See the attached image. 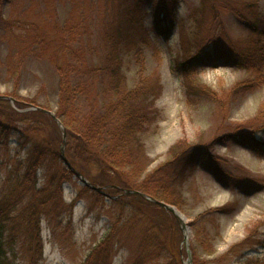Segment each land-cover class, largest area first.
<instances>
[{
	"label": "rangeland",
	"instance_id": "1",
	"mask_svg": "<svg viewBox=\"0 0 264 264\" xmlns=\"http://www.w3.org/2000/svg\"><path fill=\"white\" fill-rule=\"evenodd\" d=\"M162 1L154 0L134 10L138 20L133 30L139 38L127 52L126 83L128 88H135L144 79L148 86H159L153 97L158 116L157 123L143 136L145 155L139 156V162L146 171L140 178L130 177L132 185L127 190L138 191L136 185L156 171L155 181H168L180 162L165 165L172 157L169 152L180 141L203 148L208 161H198L187 172L184 188L187 202L181 212L189 227L188 246L177 219L182 262L175 257L173 246L157 248L158 238L166 237L162 229L148 228L149 209L145 211L148 217L141 210L142 217L133 201L99 197L73 176L64 185L65 211L40 220L42 257L36 253L38 247L32 238L36 226L26 222L27 200L13 209L12 219L1 234L8 264H82L103 240H107L106 264H188L187 251L192 260L195 248L202 264L264 260V153L240 146L234 138L241 132H253L264 143V114L259 116L264 109V83L250 92L232 93L237 83L258 76L221 62L217 67L193 69L185 79L179 66L187 56L185 45L191 40L190 56L212 44L237 55L238 46L249 35L241 23L248 16V0H216L215 11L209 9L211 4L206 0H179L174 29L164 37L155 29L154 20V6ZM117 4L118 0H0V96H15L17 91L18 98H37L39 105L49 106L55 113L60 84L55 60L70 59L71 50L78 47L73 41L80 39L92 48L79 54L82 60L87 56L91 63L99 61L107 33L118 29ZM257 5L264 16V0H258ZM202 8L205 16L198 17L203 21L198 33L194 17ZM26 48L30 49L29 56L19 80L14 79L10 65ZM262 75L264 78V65ZM191 84L210 88L216 99L192 91ZM80 103L82 109L89 105L84 100ZM29 153L13 136L0 134V202L15 186L8 177L16 160ZM65 167L62 160L48 158L40 171L39 188L44 177L56 175ZM207 213L210 238L209 247L203 249L196 244V233L205 219L197 220ZM28 232H33L31 237Z\"/></svg>",
	"mask_w": 264,
	"mask_h": 264
},
{
	"label": "trees",
	"instance_id": "2",
	"mask_svg": "<svg viewBox=\"0 0 264 264\" xmlns=\"http://www.w3.org/2000/svg\"><path fill=\"white\" fill-rule=\"evenodd\" d=\"M211 4L210 8L215 11L216 0H206ZM154 2V0H118L117 16L118 29L115 32L107 33L105 52L99 61L91 63L89 58H82L79 54L83 50L92 51L86 42L82 40L73 41L78 45L77 50L70 52L71 58L65 56L55 60L57 73L59 75V100L58 109L55 112L66 129L67 147L66 156L80 173L91 183L99 187H106L105 192L110 196L133 201V206L138 213L144 217L145 211L150 210L151 218L148 228L161 230L166 239L158 238L157 248L161 246H173L176 250L177 260L184 256L181 252L182 233L177 218L164 208L148 201L140 195H126L124 191L130 189L131 179L143 176L146 169H143L139 162V156L145 155L143 136L149 132L150 127L157 123L158 111L154 107L155 88L148 86L145 80L135 88L127 87V75L124 73L126 66L127 52L137 44V33H134L133 26L138 20L134 17V10L142 8L143 4ZM206 2V3H207ZM179 0H163L154 6L155 29L160 35L169 36L171 29H174L175 13ZM258 0H248V16H244L241 23L246 26L249 32L247 39L238 47L239 53L232 56L226 49L210 45L200 49L198 53L190 56L191 41L185 45L186 58L179 62L183 69L185 79L190 77L193 69L209 66H218L224 62L226 65H235L245 68L248 73L258 76L237 83L232 93L250 92L264 83L262 75L264 65V16L260 14ZM155 5V4H154ZM144 7V6H143ZM199 14V15H198ZM194 17L196 28L199 33L203 21L198 17L205 16L204 8L198 11ZM136 29V27H135ZM136 37V38H135ZM135 38V40H133ZM215 45V44H214ZM30 49L26 48L17 59L10 65V74L14 79L19 80V73L24 62L29 56ZM21 75V73H20ZM189 88L202 93L211 99H216V93L205 86ZM95 92V94H94ZM15 96H0V134L2 136H13L21 146L27 147L30 153L26 158L16 160V165L9 173V181L15 186L12 187L6 199L0 202V264H8L9 257L4 250L2 232L5 225L11 221V214L19 203L27 200L24 212L29 226H36L33 242L37 244L36 253L43 256V237L41 234L42 218L51 217L65 211L63 206L64 185L74 174L67 168L56 175L44 177L45 182L40 185V171L44 168L46 160L52 157L61 160L60 148L63 144V130L57 121L51 116L35 108H42L52 111L49 106L38 104V99L18 98ZM93 96L92 101L90 97ZM108 97L105 102H99L101 98ZM88 102L86 109H82L81 101ZM21 109L22 112L18 111ZM264 109L261 108L259 116H263ZM234 138L240 146L252 147L258 152L264 153V143L258 140V136L251 133L241 132ZM171 160L169 163L180 165L174 169L168 181H155L156 173L150 174L136 185L138 191L161 202H165L183 211L186 198L184 188L187 172L201 160L208 157L201 146H191L187 141H180L169 152ZM164 167V166H163ZM161 167V169L163 168ZM129 174V176H125ZM45 175V174H44ZM157 182V183H156ZM89 189L88 187H85ZM99 195V193H98ZM106 197L102 194L99 197ZM143 210V212H141ZM208 214L201 215L197 221L204 220L197 230L196 241L198 248H205L209 244L210 232L206 227ZM147 216V213H146ZM148 217V216H147ZM207 221V223H206ZM114 226V225H113ZM112 228V227H111ZM112 229L110 230V232ZM30 237L33 232L27 233ZM27 237V236H26ZM28 238V237H27ZM29 239V238H28ZM214 244L210 245V250ZM170 247V246H169ZM209 247V246H208ZM107 240H103L95 250L85 259L82 264H106L108 258ZM195 248V247H194ZM196 248L193 249L194 264H202L196 255ZM163 251V250H162ZM247 264H264V260H255Z\"/></svg>",
	"mask_w": 264,
	"mask_h": 264
},
{
	"label": "water",
	"instance_id": "3",
	"mask_svg": "<svg viewBox=\"0 0 264 264\" xmlns=\"http://www.w3.org/2000/svg\"><path fill=\"white\" fill-rule=\"evenodd\" d=\"M7 99H10L12 102H13V99L9 98V97H6ZM35 110H40L48 115H51L56 121L57 123L59 124L60 128L63 130V144L60 148V155H61V160L63 161V163L65 164V166L74 174V176L76 178H79L80 182L85 186V187H88L89 189H91L92 191H95L97 193L102 194L106 197H109V195L105 192L106 190V187H99V186H96L94 185L93 183H91L87 178H85V176L80 173L77 169H75L73 167V165L71 164V162L69 161V159L67 158L66 156V147H67V133H66V129L65 127L63 126V124L61 123V121L56 118V114L53 112V111H49V110H46V109H42V108H35ZM124 194L126 195H140L142 197H145L148 201L164 208L166 211L172 213V215H174L180 222L181 224V229L183 231V234L185 235V240H184V243L185 245L188 244V233H189V227L184 224L185 223V217L184 215L182 214L181 211H179L176 207L170 205V204H167L165 202H161L159 200H156L150 196H147L143 193H140L139 191H135V190H125L124 191ZM112 198H115V197H112ZM188 246V245H187ZM189 251V250H188ZM189 255H190V251H189ZM192 263V260H191V255L189 256V260H188V264H191Z\"/></svg>",
	"mask_w": 264,
	"mask_h": 264
}]
</instances>
